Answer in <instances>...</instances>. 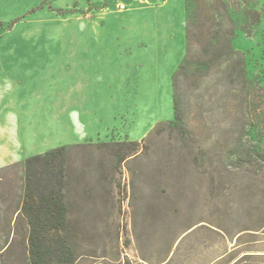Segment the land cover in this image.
Here are the masks:
<instances>
[{"label":"rangeland","instance_id":"rangeland-1","mask_svg":"<svg viewBox=\"0 0 264 264\" xmlns=\"http://www.w3.org/2000/svg\"><path fill=\"white\" fill-rule=\"evenodd\" d=\"M188 1L0 0V51L75 76L50 107L53 64L0 59L32 72L6 75L0 264H30L25 160L61 146L74 264H264V0Z\"/></svg>","mask_w":264,"mask_h":264},{"label":"trees","instance_id":"trees-1","mask_svg":"<svg viewBox=\"0 0 264 264\" xmlns=\"http://www.w3.org/2000/svg\"><path fill=\"white\" fill-rule=\"evenodd\" d=\"M190 1L185 10L190 13ZM187 45V52L189 51ZM187 61L179 66L175 75L186 68ZM174 83V76H173ZM175 119L178 121V106L174 99ZM123 145L136 151L139 143L126 142ZM126 159L119 157V162ZM65 146L49 149L43 154L28 157L25 160V191L21 207L29 224L30 264H48L53 257L54 264H74V258L64 241V232L68 225V211L64 203L66 181Z\"/></svg>","mask_w":264,"mask_h":264},{"label":"crops","instance_id":"crops-1","mask_svg":"<svg viewBox=\"0 0 264 264\" xmlns=\"http://www.w3.org/2000/svg\"><path fill=\"white\" fill-rule=\"evenodd\" d=\"M183 5V3H182ZM167 7H170L171 10H173V7L170 3L166 4ZM179 6V7H178ZM177 7L179 8V12L182 13L185 9L184 7H180V3ZM184 6V5H183ZM181 9V10H180ZM172 16V14H171ZM159 37L162 38H166L165 41H167L169 39V34L166 33V31H161L159 34H158ZM175 41V40H174ZM87 55H88V58L89 59H95V58H98V55L97 54H94V53H91V52H87ZM96 55V56H95ZM17 58L19 60H23L24 61V64L26 66L24 67H28V66H31V64H37V67H40L39 69H41L40 71H47V68L46 66L48 67L49 69V66H51L53 64L54 68L52 70V68L50 69V74H52L51 77L49 78H46V81L47 82H53L54 84V92L52 93L51 96H53V99L54 100H50V102L48 103L47 106H55L57 107L59 105V102H58V84H65V99H64V103H60L61 106H65L66 108L68 107H73L74 106V90H75V76L73 74V72L69 73V72H66V75L63 76V75H60L58 74V63L56 61V57L53 56L51 53H47V52H38L36 54H32V53H28V52H8V51H0V59L4 60L6 58ZM5 64V63H4ZM100 64V60L97 61V63L94 61H89V66L90 65H97V70L99 69V65ZM45 69H43V68ZM9 69L11 70H16L18 72H14L15 74L17 75H21V74H27L29 73L32 74L31 71L27 72L28 70H24V69H16V68H6L4 65L3 67H0V108L2 109V127H0V139H1V144H0V148L4 151L5 153V132L7 131L8 132V129H5V108L8 109L10 107H16L20 104H24L25 102H22L21 103H18L17 100H14L12 98H9V99H6L5 97V92H9L11 90H15V82L11 79L8 80V77L6 78V75H7V72H9ZM99 72H97V75H100V73L98 74ZM65 79V81L63 80ZM89 79V77H88ZM6 81V83H5ZM18 82H21V80H18ZM6 86V87H5ZM52 90V89H51ZM77 105H85V103H78ZM45 106V105H43ZM22 114V113H21ZM20 115V114H19ZM14 120L13 122V125L14 127L10 129L11 131V134H9L11 137H19V131H20V128H23L21 125H20V120H19V117H15V116H11ZM57 122V119H55L54 121H52V118L51 116L49 117L48 119V122H44L43 120H41V128L39 129H44V125L45 123H50V124H53L54 125L56 124ZM71 124L73 125L72 121H71ZM9 127V126H8ZM56 128V127H55ZM9 136V138H10ZM43 154V153H42ZM2 167H5V162L2 164H0V168Z\"/></svg>","mask_w":264,"mask_h":264}]
</instances>
